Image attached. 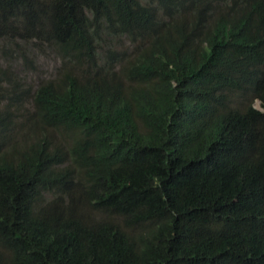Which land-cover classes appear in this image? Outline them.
I'll list each match as a JSON object with an SVG mask.
<instances>
[{
  "label": "trees",
  "instance_id": "1",
  "mask_svg": "<svg viewBox=\"0 0 264 264\" xmlns=\"http://www.w3.org/2000/svg\"><path fill=\"white\" fill-rule=\"evenodd\" d=\"M0 40L62 60L0 63V264H264V0H0Z\"/></svg>",
  "mask_w": 264,
  "mask_h": 264
},
{
  "label": "rangeland",
  "instance_id": "2",
  "mask_svg": "<svg viewBox=\"0 0 264 264\" xmlns=\"http://www.w3.org/2000/svg\"><path fill=\"white\" fill-rule=\"evenodd\" d=\"M4 41L0 40V63L4 68H9L15 78L22 83L24 89L35 90L42 82L49 78H54L58 75L61 67V57L59 53L52 47L42 46L40 49H33L28 45V52L31 55L33 66L28 63H23V59L16 55L14 51H9L4 54L3 46ZM117 49L133 52L131 44L123 37L107 38L103 37L97 47V56L99 62L102 63L103 59L107 57L108 52ZM12 55V57H10ZM14 98V97H13ZM13 98L10 100L12 103ZM259 109L258 102L255 103Z\"/></svg>",
  "mask_w": 264,
  "mask_h": 264
},
{
  "label": "clouds",
  "instance_id": "3",
  "mask_svg": "<svg viewBox=\"0 0 264 264\" xmlns=\"http://www.w3.org/2000/svg\"><path fill=\"white\" fill-rule=\"evenodd\" d=\"M121 37H123V38H125L126 40H127V38L126 37H124V36H121ZM108 38V37H107ZM115 39V38H114ZM128 41V40H127ZM129 42V41H128ZM113 50H117V49H113ZM118 52H120L119 54H118V56L116 57L117 59H119V60H129L130 58H129V56L131 55V54H134V53H136V51H133L132 53L131 52H127V51H125V50H117ZM37 89V88H36ZM36 89L35 90H31V92H32V94L36 91ZM256 102H258V104H259V109H257L256 108V106H255V103ZM253 108L254 109H256V110H258V111H260V112H262L263 111V108H261L260 107V102L256 99L255 101H254V103H253ZM224 136H227L228 137V132H227V130L224 132Z\"/></svg>",
  "mask_w": 264,
  "mask_h": 264
}]
</instances>
